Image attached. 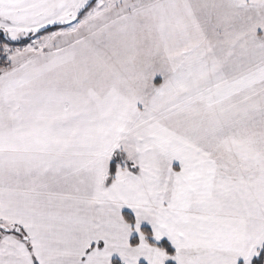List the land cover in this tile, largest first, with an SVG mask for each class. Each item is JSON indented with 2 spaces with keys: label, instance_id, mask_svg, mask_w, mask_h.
Here are the masks:
<instances>
[{
  "label": "snow or ice",
  "instance_id": "snow-or-ice-1",
  "mask_svg": "<svg viewBox=\"0 0 264 264\" xmlns=\"http://www.w3.org/2000/svg\"><path fill=\"white\" fill-rule=\"evenodd\" d=\"M0 264H264V0H0Z\"/></svg>",
  "mask_w": 264,
  "mask_h": 264
}]
</instances>
